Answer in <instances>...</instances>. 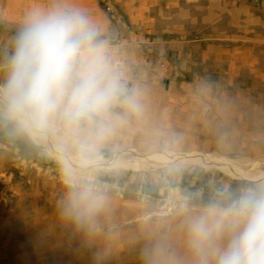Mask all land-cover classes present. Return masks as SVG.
<instances>
[{
  "label": "rangeland",
  "instance_id": "obj_1",
  "mask_svg": "<svg viewBox=\"0 0 264 264\" xmlns=\"http://www.w3.org/2000/svg\"><path fill=\"white\" fill-rule=\"evenodd\" d=\"M243 4L250 43L254 27L264 34V0H0V85L28 13L55 7L89 21L93 47L135 105L78 128L60 118L25 127L0 112V264H214L227 232L198 251L189 228L210 205L264 193V99L189 87L173 60L189 38L225 44ZM200 75L211 85L225 76ZM150 139L158 147L140 146ZM85 188L102 196L108 222L67 214L70 193Z\"/></svg>",
  "mask_w": 264,
  "mask_h": 264
},
{
  "label": "clouds",
  "instance_id": "obj_2",
  "mask_svg": "<svg viewBox=\"0 0 264 264\" xmlns=\"http://www.w3.org/2000/svg\"><path fill=\"white\" fill-rule=\"evenodd\" d=\"M93 36L79 12L55 7L29 12L0 85V112L37 129L56 118L70 128L103 118L121 85L93 47ZM70 201L67 214L85 222L99 210L102 196L85 188L70 193ZM226 232L228 244L214 248V264H264V193L246 191L226 207L210 205L192 221L190 242L199 251Z\"/></svg>",
  "mask_w": 264,
  "mask_h": 264
},
{
  "label": "crops",
  "instance_id": "obj_3",
  "mask_svg": "<svg viewBox=\"0 0 264 264\" xmlns=\"http://www.w3.org/2000/svg\"><path fill=\"white\" fill-rule=\"evenodd\" d=\"M243 8L244 4L241 6L240 11H236V17L232 18V20H235V22L232 23H235L236 27H230L229 30H227V35L224 38L225 44L222 45L215 42L201 41V39L197 38H189L188 43H179L180 45L178 46H180V48L174 55L173 65L178 72L189 73L190 76L193 77L185 80V82L189 84V87H227L225 93H222L226 98L221 97L220 99H264V34H262L258 28L254 27L251 36L252 42H245L246 33L244 28L245 18ZM221 49L224 50L221 54V57L224 59L221 61L219 56L216 57L215 60L212 50ZM122 54H125V52L123 51ZM221 62L222 67L218 68L214 66ZM113 65L114 64H110L109 61L107 62L106 67L109 73L115 72ZM249 67H251V69H248ZM213 69L217 70V72H224L225 76L214 81L213 85H211L212 83H210V81H203L204 79L200 74L202 72L206 73L207 71H213ZM230 80H233V88H231L233 93L229 91L230 87H232L228 83ZM246 80H250V85L246 84ZM119 84L121 85V92L117 101L112 106L116 109L117 113L109 110L103 118L94 119L93 121H95V124L104 125L106 119H108L111 114L114 116L119 115V110L126 107L128 95H125V92L128 91V82L124 81V83H120L119 81ZM234 89H236V91ZM196 99H207V97L198 96ZM93 121L85 123L90 125Z\"/></svg>",
  "mask_w": 264,
  "mask_h": 264
},
{
  "label": "bare ground",
  "instance_id": "obj_4",
  "mask_svg": "<svg viewBox=\"0 0 264 264\" xmlns=\"http://www.w3.org/2000/svg\"><path fill=\"white\" fill-rule=\"evenodd\" d=\"M158 138V137H157ZM156 138V139H157ZM150 140H152V139H150ZM243 143V142H242ZM246 143V142H245ZM157 144H159V141L158 140H152L151 142H149V143H147V144H145V143H141L140 144V146L142 147V148H144V149H153L154 147H158V145ZM219 145V144H218ZM243 145V144H242ZM176 146V145H175ZM203 146L204 147H208L209 146V144H208V142H204L203 143ZM221 146H223V145H221ZM232 147V146H231ZM237 148H238V146H237ZM240 150V149H239ZM114 202H117V201H115V200H112V202L111 203H114ZM141 206V205H140ZM121 207V206H120ZM115 208V207H114ZM127 211V210H126ZM108 212H109V209H106V210H98L95 214H96V217L97 218H99V216L100 215H102V216H100V217H105V219H107V222H108V220H110L109 219V217H108ZM121 215V214H120ZM115 219V218H114ZM114 219H112V220H114ZM98 221H100V220H98ZM105 223H106V221H104ZM116 224V223H115ZM109 225V224H108ZM98 227V226H97ZM100 229V228H99ZM115 229V228H114ZM109 230V229H108ZM111 231V230H110ZM111 234V233H110ZM87 235H89V233L87 232ZM106 244H107V242H106ZM124 245V244H123ZM107 247V246H106ZM104 249V248H103ZM111 250V249H110ZM105 251H107L106 249H105ZM115 251V250H114ZM111 253V252H110Z\"/></svg>",
  "mask_w": 264,
  "mask_h": 264
}]
</instances>
